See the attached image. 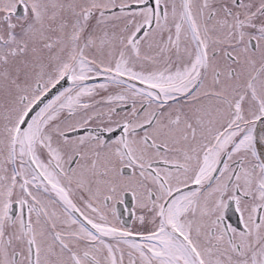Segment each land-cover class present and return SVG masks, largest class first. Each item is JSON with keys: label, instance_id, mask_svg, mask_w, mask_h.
Listing matches in <instances>:
<instances>
[{"label": "snow or ice", "instance_id": "obj_1", "mask_svg": "<svg viewBox=\"0 0 264 264\" xmlns=\"http://www.w3.org/2000/svg\"><path fill=\"white\" fill-rule=\"evenodd\" d=\"M0 264H264V0H0Z\"/></svg>", "mask_w": 264, "mask_h": 264}, {"label": "flooded vegetation", "instance_id": "obj_2", "mask_svg": "<svg viewBox=\"0 0 264 264\" xmlns=\"http://www.w3.org/2000/svg\"><path fill=\"white\" fill-rule=\"evenodd\" d=\"M125 218H127V212H125Z\"/></svg>", "mask_w": 264, "mask_h": 264}]
</instances>
